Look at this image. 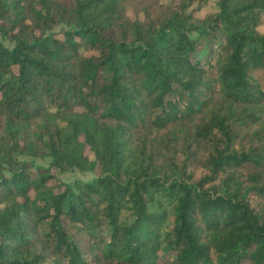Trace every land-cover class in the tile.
<instances>
[{
	"label": "trees",
	"instance_id": "trees-1",
	"mask_svg": "<svg viewBox=\"0 0 264 264\" xmlns=\"http://www.w3.org/2000/svg\"><path fill=\"white\" fill-rule=\"evenodd\" d=\"M208 1L0 0V264H264V0Z\"/></svg>",
	"mask_w": 264,
	"mask_h": 264
},
{
	"label": "rangeland",
	"instance_id": "rangeland-1",
	"mask_svg": "<svg viewBox=\"0 0 264 264\" xmlns=\"http://www.w3.org/2000/svg\"><path fill=\"white\" fill-rule=\"evenodd\" d=\"M218 0H209L208 4L203 8V12H210L217 9V3ZM260 30L264 31V21L262 26H260ZM47 160H39V162H46ZM58 176L65 182L72 183L76 179H83V180H90L94 177V174L91 172H82L78 169H72L68 171H59Z\"/></svg>",
	"mask_w": 264,
	"mask_h": 264
}]
</instances>
